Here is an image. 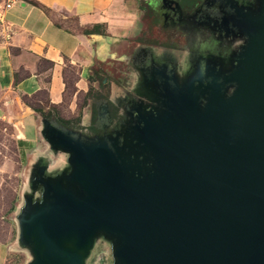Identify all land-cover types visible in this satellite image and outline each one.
<instances>
[{
    "label": "water",
    "instance_id": "1",
    "mask_svg": "<svg viewBox=\"0 0 264 264\" xmlns=\"http://www.w3.org/2000/svg\"><path fill=\"white\" fill-rule=\"evenodd\" d=\"M233 24L245 42L211 60L204 92L198 80L147 96L104 138L44 119L18 219L29 264H86L100 235L114 264H264V0ZM50 156L65 168L49 176Z\"/></svg>",
    "mask_w": 264,
    "mask_h": 264
},
{
    "label": "crops",
    "instance_id": "2",
    "mask_svg": "<svg viewBox=\"0 0 264 264\" xmlns=\"http://www.w3.org/2000/svg\"><path fill=\"white\" fill-rule=\"evenodd\" d=\"M0 10V119L10 124L19 154L46 150L41 131L47 118L33 104L42 94L54 108L67 96L84 101L101 88L99 75L112 81L111 102L121 107L126 91L115 77L131 79L124 71L147 26L139 0H0ZM105 101H98V111L105 113ZM87 109L81 121L88 118L90 126Z\"/></svg>",
    "mask_w": 264,
    "mask_h": 264
},
{
    "label": "rangeland",
    "instance_id": "3",
    "mask_svg": "<svg viewBox=\"0 0 264 264\" xmlns=\"http://www.w3.org/2000/svg\"><path fill=\"white\" fill-rule=\"evenodd\" d=\"M139 2L144 10V19L147 26L140 40H138L141 45H139L136 50H138V52L143 51V61L152 58L155 60L154 62L156 64L166 66L172 65L176 71L180 85L185 84L186 81L194 75L196 64L200 62L203 56L211 54L213 55L211 57H215L219 53L217 47L218 40L216 37L211 36L207 42L200 44V37L195 30L181 24L180 22H178L176 26L170 25L169 21L162 19L157 11L152 10V7L149 6V0H139ZM180 37H182V39H180ZM235 41L236 38L224 41V43L228 48L232 47ZM244 42L245 40H240L237 44L238 47L231 49L232 52L229 56L230 59L238 54V51ZM159 44L176 46L177 49H165L162 51L154 47ZM220 45L223 44L220 43ZM229 57L227 60H229ZM227 60L225 62H227ZM124 72L132 73V75H130L131 79L125 80L124 78L128 76L125 74V77H122L121 75L119 81H115V83L119 84V87L124 89L125 87L123 86L133 85V83L137 81L136 85H133L132 87L134 98L136 96L140 100L141 103L139 105H147L146 103L149 102L147 99L148 97H146V99H143V97L140 98L142 91H139L142 85H138V83L141 82L139 78L140 74H138V72L136 73L137 78L135 80L131 67ZM146 84V81H144L143 86H146ZM96 95L101 96L106 100L105 104L102 105L106 107L105 113L103 111H98L97 117H99V113H104V116L110 112L113 114L115 109L108 103V101L111 102V92L108 87L103 86L99 88V90L94 89L84 101H81V99L79 100L76 97L72 98L73 96H67L64 102L57 108L50 107L48 98L45 94H42L39 97L41 103L38 104L33 102V104L47 112L46 114L49 116L53 115L51 121L56 126L72 130L84 138H104L107 135H112V133L114 134L118 132L122 127L121 125H126L128 114L126 109L124 111V107H122V110L120 111V121L116 120V122L110 127L103 122V131L100 130L99 133H96L95 130L87 124L89 121L87 120L88 118L85 121H81L84 108H88L87 111L92 116V107ZM123 96L124 97H121V106L123 103L125 104L132 99L127 91ZM112 105L116 107L115 103H112ZM130 105L132 106L133 103ZM149 105V109H153V105ZM49 107L50 109H48ZM60 121H67L66 125L68 126L62 125ZM106 127L108 128L106 129ZM12 132L13 130L11 129L10 124L0 119V264H29L33 260V257L29 250L23 247L20 243V227L18 219L22 210L25 208L24 198L27 195L32 194L28 184L29 178L26 176L27 168L31 165L39 164L41 162V157H38L35 160L36 156L19 154L17 139L12 136ZM48 155H52L51 151H49ZM50 158L52 160L51 167H54L55 169L52 170L49 168L51 169V171L47 172V175L49 176L57 174L59 169L65 168L60 160H55L56 158H54V156H50ZM64 159L67 160V157ZM34 196L35 201L40 199L39 192L34 193ZM108 239L110 238L105 235L96 237L94 241L95 246L92 249L93 251L89 253V257L86 259V264H114V245L112 242L106 241Z\"/></svg>",
    "mask_w": 264,
    "mask_h": 264
},
{
    "label": "flooded vegetation",
    "instance_id": "4",
    "mask_svg": "<svg viewBox=\"0 0 264 264\" xmlns=\"http://www.w3.org/2000/svg\"><path fill=\"white\" fill-rule=\"evenodd\" d=\"M149 1H150L149 6L152 7V10L157 11V13L162 17V19L169 21L170 25L176 26L178 22H180L181 24L186 25L187 27L195 30L197 35H199L200 37V44L207 42V40L211 36L216 37V39L218 40L217 47L219 53L217 54V56L211 57L213 56L211 54H206L205 56H203L200 62L196 64V67L194 69V75L186 82L187 85H189L193 81H196V85L198 86L199 85L198 80L203 81V87L201 91L204 92L205 86L210 85L211 81L214 80L217 75H219L220 67L214 69L212 65H210L211 63H213L211 60L224 61L230 56L232 52L231 49L238 47L237 44L240 40H245V38L240 35L238 29L234 27L233 20L237 18L238 9L243 5L244 1H251V0H149ZM235 38L236 41L233 43L232 47L227 48V45L224 43V41H228L230 39H235ZM180 39H182V37H180ZM220 43L223 45H220ZM154 47L162 51H164L165 49H172V50L177 49L176 46H168V45H160V44L155 45ZM142 52L141 51L138 52V50H136L135 53L131 55V61L126 66L127 69L131 67V69L133 70L135 80L137 78L136 73L138 72V74H140L139 78L141 82H139L138 85H142L141 89L139 90V91L142 90L141 91L142 94H144L146 97L147 96L154 97L153 96L154 94L157 95L160 94L162 96V94H166L167 92L173 91L176 87L180 85L179 79L177 78L176 75V71L172 67V65L166 66V65L156 64L154 62L155 60H153L152 58L150 60L148 59L143 61ZM224 74L225 71L222 69L221 75ZM121 75L123 77V74ZM121 75L115 77V81H119ZM97 77H99L98 79L99 86L102 87L104 85L103 87H108L110 90L112 81L105 82V80H103L104 77H101L99 75ZM144 81H146L147 83L146 86H143ZM136 82H134L133 85H136L135 84ZM131 85L123 86V87H125L124 90L127 91L129 95H131L132 99L126 102L125 104L123 103L121 107H117V106L114 107L112 105V107L115 109L113 114H111V112L108 113L105 118H100L101 120H99L98 125H96L97 123L95 124V128L98 130L97 133H99L100 130L103 131L104 128L103 122L107 124L108 127H110L113 123L116 122V120L120 121V116H121L120 111L122 110V107H124V111L126 109V112L128 114L132 112L131 108L141 103L136 96L134 98V93L132 91L133 85L132 86ZM145 96L143 97V99H146ZM131 102L133 103L132 106L130 105L132 104ZM99 103L102 102H98V104L96 105L97 115H98V107L99 105H101ZM148 103L149 102H147L146 104ZM152 105L154 106L158 105L160 106L161 109L163 108L161 100L159 103L154 102V104ZM91 126H92V121L90 127ZM108 127H106V129ZM65 130H69V129H65Z\"/></svg>",
    "mask_w": 264,
    "mask_h": 264
},
{
    "label": "trees",
    "instance_id": "5",
    "mask_svg": "<svg viewBox=\"0 0 264 264\" xmlns=\"http://www.w3.org/2000/svg\"><path fill=\"white\" fill-rule=\"evenodd\" d=\"M185 5V4H184ZM104 86V85H103ZM88 95H90V92H89V94ZM95 99H96V101H95V103H97L98 101H100V100H102V99H104L103 97H101V96H95ZM108 100V99H107ZM94 103V106H93V123H92V126H91V128L92 129H94L95 130V132L97 133L98 132V130L95 128V122H96V117H97V113H96V104ZM109 105L112 107V104H111V102H109ZM51 108H54V107H51ZM50 109V108H49ZM36 111L38 112V113H40L41 115H43V117H46L47 119H50V120H52V116L53 115H51V116H49L48 114H46L47 112H45L44 110H42L40 107L39 108H36ZM115 111V110H114ZM62 120H64V119H62ZM61 122V121H60ZM62 123V125H64V126H68V125H66L67 124V121H62L61 122ZM63 128V127H62Z\"/></svg>",
    "mask_w": 264,
    "mask_h": 264
},
{
    "label": "built area",
    "instance_id": "6",
    "mask_svg": "<svg viewBox=\"0 0 264 264\" xmlns=\"http://www.w3.org/2000/svg\"><path fill=\"white\" fill-rule=\"evenodd\" d=\"M10 7H11L10 4H8V5L6 6L7 9H9ZM2 20H3V12H2V10H0V21L2 22Z\"/></svg>",
    "mask_w": 264,
    "mask_h": 264
}]
</instances>
